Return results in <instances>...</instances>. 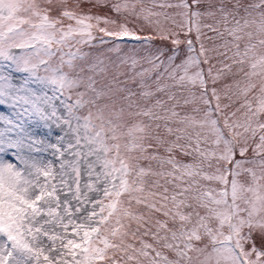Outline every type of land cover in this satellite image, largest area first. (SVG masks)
Returning <instances> with one entry per match:
<instances>
[{
  "label": "snow or ice",
  "instance_id": "obj_1",
  "mask_svg": "<svg viewBox=\"0 0 264 264\" xmlns=\"http://www.w3.org/2000/svg\"><path fill=\"white\" fill-rule=\"evenodd\" d=\"M0 264H264V0H0Z\"/></svg>",
  "mask_w": 264,
  "mask_h": 264
}]
</instances>
